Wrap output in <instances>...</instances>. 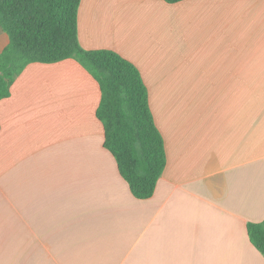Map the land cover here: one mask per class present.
Returning <instances> with one entry per match:
<instances>
[{"label":"crops","instance_id":"0c3cea01","mask_svg":"<svg viewBox=\"0 0 264 264\" xmlns=\"http://www.w3.org/2000/svg\"><path fill=\"white\" fill-rule=\"evenodd\" d=\"M77 34L139 69L165 167L134 197L98 82L28 64L0 99V264H264V0H80Z\"/></svg>","mask_w":264,"mask_h":264},{"label":"trees","instance_id":"16d2710c","mask_svg":"<svg viewBox=\"0 0 264 264\" xmlns=\"http://www.w3.org/2000/svg\"><path fill=\"white\" fill-rule=\"evenodd\" d=\"M174 3L181 0H164ZM80 0H0V26L9 42L0 52V99L30 63L75 59L99 84L96 116L103 146L113 155L131 194L149 198L166 163L162 135L139 69L117 52L85 49L78 40ZM251 243L264 255V221L248 222Z\"/></svg>","mask_w":264,"mask_h":264}]
</instances>
